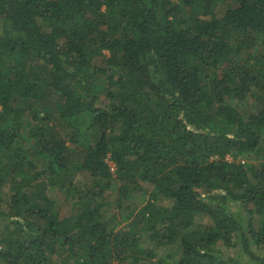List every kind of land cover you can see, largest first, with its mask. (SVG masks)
Here are the masks:
<instances>
[{
  "label": "trees",
  "instance_id": "16d2710c",
  "mask_svg": "<svg viewBox=\"0 0 264 264\" xmlns=\"http://www.w3.org/2000/svg\"><path fill=\"white\" fill-rule=\"evenodd\" d=\"M145 233L264 264V0H0V264H138Z\"/></svg>",
  "mask_w": 264,
  "mask_h": 264
},
{
  "label": "rangeland",
  "instance_id": "374dc122",
  "mask_svg": "<svg viewBox=\"0 0 264 264\" xmlns=\"http://www.w3.org/2000/svg\"><path fill=\"white\" fill-rule=\"evenodd\" d=\"M248 108H250V107H248ZM252 111H253V109L250 110V112H252ZM227 158L229 160L232 159V157L230 155H228ZM144 188H147V185ZM113 192L114 191L108 193L109 194V199L107 200L106 203H107L108 209L112 213H117L119 211H117L115 209V207L113 208V205L110 206L112 204L111 200L112 199H115V194H112ZM141 192L142 191H140V193H137L136 194L137 195V198L135 200L133 199L137 203L136 204L137 209L140 208L143 204H145L146 201H147V199L149 198V196H147V195L145 196V195L141 194ZM50 195L52 197L56 198V199H60L61 193H59V192H57L55 190H52L50 192ZM157 203L160 204V205L169 206V205H171L172 201L169 200V199H162L161 198ZM59 205L62 207L63 210L64 209L66 210V209L69 208V206H67L65 204H59ZM127 223H128L127 221H124L122 223V226H125ZM207 223H210L209 218H207V216H205L203 214H198L197 217H196V219H195L194 224L192 226H190L189 228H190V230H194V229H196L198 227L205 226L204 224H207ZM156 242H157V240L155 238L150 237V234H148V233L142 234V244H141V246L146 247V248L148 247V248L155 249L156 252H157V256L153 257L152 258L153 260L143 259L138 264H154V263H157V262L159 263L160 260L162 259V257L167 256L168 254L173 253V250L178 249V246H179L178 244L177 245H172V246H158L156 244ZM218 247H223V246L220 244V245H218ZM175 257H178V255H175ZM168 261H170V259H167L165 261V263H162V264H167ZM126 264H130V263H126Z\"/></svg>",
  "mask_w": 264,
  "mask_h": 264
},
{
  "label": "clouds",
  "instance_id": "9594fccd",
  "mask_svg": "<svg viewBox=\"0 0 264 264\" xmlns=\"http://www.w3.org/2000/svg\"><path fill=\"white\" fill-rule=\"evenodd\" d=\"M109 163L114 167V165L111 162H109Z\"/></svg>",
  "mask_w": 264,
  "mask_h": 264
}]
</instances>
